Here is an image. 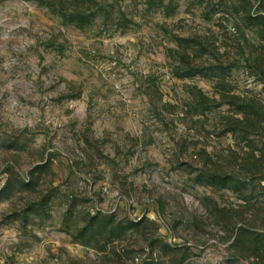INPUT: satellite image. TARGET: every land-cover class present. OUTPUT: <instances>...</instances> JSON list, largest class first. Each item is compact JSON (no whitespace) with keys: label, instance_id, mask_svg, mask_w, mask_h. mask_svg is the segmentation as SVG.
<instances>
[{"label":"rangeland","instance_id":"1","mask_svg":"<svg viewBox=\"0 0 264 264\" xmlns=\"http://www.w3.org/2000/svg\"><path fill=\"white\" fill-rule=\"evenodd\" d=\"M0 264H264V0H0Z\"/></svg>","mask_w":264,"mask_h":264}]
</instances>
